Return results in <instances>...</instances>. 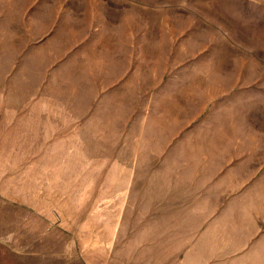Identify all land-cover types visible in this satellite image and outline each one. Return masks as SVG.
<instances>
[{
  "label": "rangeland",
  "instance_id": "374dc122",
  "mask_svg": "<svg viewBox=\"0 0 264 264\" xmlns=\"http://www.w3.org/2000/svg\"><path fill=\"white\" fill-rule=\"evenodd\" d=\"M0 264H264V0H0Z\"/></svg>",
  "mask_w": 264,
  "mask_h": 264
}]
</instances>
